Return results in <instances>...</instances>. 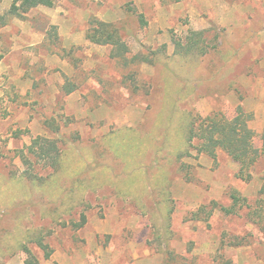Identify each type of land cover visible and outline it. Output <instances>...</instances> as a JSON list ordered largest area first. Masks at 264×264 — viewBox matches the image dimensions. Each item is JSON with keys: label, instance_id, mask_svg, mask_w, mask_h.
<instances>
[{"label": "rangeland", "instance_id": "obj_1", "mask_svg": "<svg viewBox=\"0 0 264 264\" xmlns=\"http://www.w3.org/2000/svg\"><path fill=\"white\" fill-rule=\"evenodd\" d=\"M92 21L124 58L86 39ZM190 32L204 55L175 54ZM0 55V264L24 247L38 264H264V154L243 181L186 142L192 118L241 108L261 149L264 0H61L8 20ZM37 137L57 142V172L28 154Z\"/></svg>", "mask_w": 264, "mask_h": 264}, {"label": "trees", "instance_id": "obj_2", "mask_svg": "<svg viewBox=\"0 0 264 264\" xmlns=\"http://www.w3.org/2000/svg\"><path fill=\"white\" fill-rule=\"evenodd\" d=\"M61 0H13L11 6L5 16L0 17V29L5 27L10 19H24L32 10L37 8H54ZM202 32H190L188 37L184 39H172L174 52L178 56H187L190 54L204 55L206 53V45ZM86 39L94 45L111 46L114 50L113 58H124L128 54L127 46L121 41L118 33L109 24L92 21L86 36ZM139 57L132 59L137 60ZM2 56L0 55V61ZM144 63H149L146 58L140 59ZM70 88L66 94L72 93ZM252 115L247 114L238 108L236 115L228 119L220 113L208 116L206 118H192L187 132V145L197 154H204L215 159L217 151H223L229 158L238 164L239 171L237 178L243 181L251 179V172L260 156L264 154V131L261 136V149L254 146L255 134L249 128V122ZM58 130V129H56ZM29 155L36 159L37 163H44L47 167L57 172L60 168L61 151L56 141L48 140L44 137H37L27 148ZM25 164L29 159L23 156ZM23 172L21 177L31 183H37L40 179L36 174L30 171ZM264 194V186L260 190ZM232 205L222 212L226 215L237 213L240 208V198L237 193L232 192L230 195ZM206 210L201 208L200 211ZM210 216V213H208ZM82 226L85 223V217L82 216ZM33 242V241H32ZM35 243L43 251L45 259H49L52 251L43 243L41 239H35ZM27 258L24 264H38L36 258L31 252L24 247Z\"/></svg>", "mask_w": 264, "mask_h": 264}]
</instances>
